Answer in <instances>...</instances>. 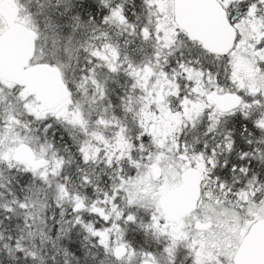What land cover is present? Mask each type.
Wrapping results in <instances>:
<instances>
[{"label":"snow or ice","instance_id":"1","mask_svg":"<svg viewBox=\"0 0 264 264\" xmlns=\"http://www.w3.org/2000/svg\"><path fill=\"white\" fill-rule=\"evenodd\" d=\"M0 264H264V0H0Z\"/></svg>","mask_w":264,"mask_h":264}]
</instances>
